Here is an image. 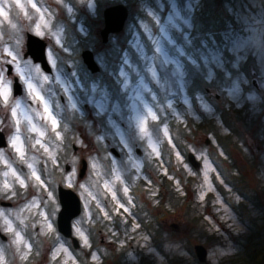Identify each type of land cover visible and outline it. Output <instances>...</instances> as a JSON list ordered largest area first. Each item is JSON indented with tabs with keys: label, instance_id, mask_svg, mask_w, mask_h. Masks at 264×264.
<instances>
[{
	"label": "rangeland",
	"instance_id": "rangeland-1",
	"mask_svg": "<svg viewBox=\"0 0 264 264\" xmlns=\"http://www.w3.org/2000/svg\"><path fill=\"white\" fill-rule=\"evenodd\" d=\"M33 2L47 10L45 21L50 22L55 35L49 40L35 34L39 14L29 0H0V54L17 39L23 40L25 52L27 32L44 39L47 48L57 37L71 48L85 34L88 47L84 50L93 52L100 71L92 74L81 58L76 76L87 87L77 90V109L62 99L59 85L45 86L41 94L58 120L59 138L43 112V103L31 101L25 88L24 97L14 99L8 107L0 97V119L12 124L11 130L5 129L6 137L9 131L15 134L19 121V146L24 154L21 158L9 144L0 153V187L7 180L20 193L12 207H3L0 228L7 217L22 236L19 244L14 236L0 242V264H73L67 254L52 256L61 243L70 249L75 264H264V0H96L94 10L86 7L88 0L83 4L80 0ZM161 3L162 23L184 49L179 57L184 75L176 80L163 69L161 74L169 79L178 106L182 108L187 97L195 108L178 111L176 98L167 92L157 96L149 91L144 101L122 96L114 108L120 113L115 123L98 116L91 100L105 92L119 98V52L128 46L144 8L159 10ZM117 4L127 7L128 18L124 29L103 43V11ZM173 4L183 17L179 21L182 31L168 25L167 14ZM205 15L223 20L215 29L212 25L203 29L200 18ZM42 30L48 32L47 27ZM59 70L62 79L72 78L64 63ZM144 75L149 78L146 72ZM148 83L137 87L143 93ZM148 95L153 99L147 100ZM201 99L210 103V111L200 108ZM15 100L19 108L13 117ZM141 116L147 129L143 137L137 127ZM204 119H211L213 128L199 123ZM33 125L38 131H32ZM39 130L45 132L43 137ZM227 132L232 135L228 155L217 143V136ZM213 133L211 143L206 144ZM81 137L87 138L83 147L79 146L84 145ZM36 140L45 144V152L54 154L52 159ZM111 147L118 150L119 157L110 152ZM188 154L195 156L200 167L191 165ZM83 159L87 170L80 178ZM29 163L34 165L36 180L41 176L48 184L32 187L36 182ZM8 164L25 178V186L11 175ZM67 165L70 169L65 171ZM237 177L238 190L244 195L234 192L232 178ZM69 178L73 180L71 188L67 186ZM84 185L88 186L86 196L81 194ZM58 186L72 189L81 199V214L72 221L78 248L57 228L61 209ZM31 202L38 208L29 207ZM53 205H58L55 215H51ZM46 216H50L55 234L45 232ZM75 223L91 247L74 232ZM196 245L206 249L205 262L198 260Z\"/></svg>",
	"mask_w": 264,
	"mask_h": 264
},
{
	"label": "snow or ice",
	"instance_id": "snow-or-ice-1",
	"mask_svg": "<svg viewBox=\"0 0 264 264\" xmlns=\"http://www.w3.org/2000/svg\"><path fill=\"white\" fill-rule=\"evenodd\" d=\"M80 3L83 4V0H80ZM29 4L32 9H35L39 14V20L35 24V34L38 36H44L49 40L55 35L51 32L50 22L45 21L44 13L47 11L41 9L37 6L33 0H29ZM96 5V0H88L87 8L94 10ZM69 12L73 11L72 7L68 8ZM144 16L136 22V27L131 31L128 39V46L122 48L119 52V64L120 67L116 71V82L119 88L120 96L119 98L113 97L109 92H105L103 96L93 98L91 100V105L94 112L103 118H108L111 122L115 123L120 120V113L114 111V108L120 104V98H131L135 96L138 100H145V93L149 91L156 93L157 96L163 91L167 92L171 97L176 98V93L174 90H170V81L162 77L161 70H165L169 73V77H174L176 80H182L184 75L183 64L179 57L184 55V49L178 45L177 40L175 39L172 32L169 30V27L162 23V13H163V4L161 3L159 10L151 6H146L144 8ZM28 14L26 13V16ZM51 15V14H49ZM183 20L181 12L176 7L175 4L172 5V11L167 14L168 25H171L172 28L181 30V23L179 21ZM187 23V21H184ZM48 28L46 33L42 29ZM87 36L84 34L83 37L76 42V44L68 48L61 44L59 38L57 37L54 43H50L49 47L45 50V57L47 58V65L41 67L40 64L33 61V59L26 57L24 55V42L22 39H17L14 46L9 47L5 46L3 53L0 54V97L3 98V102L6 107L10 106L14 100V89L13 85L16 78H19L21 84L24 85L25 91L27 92L31 101L37 103H43V112L47 114V118L51 121L52 130L55 132L57 138L60 137V132L56 131L58 127V120L52 113L49 112V103L45 100L42 92H45L46 85H59V90H62L63 99L66 98L68 105L72 109H77V90L84 89L87 86L82 84L76 76V68L81 61V56L84 52V49L88 47L85 43ZM59 45V49L56 46ZM175 52V54H172ZM70 53V55H68ZM66 56V59H62ZM205 58H208V54H205ZM64 63L65 67L71 71V79H62L60 75L59 65ZM70 63V67H69ZM147 73L149 77L146 79L144 73ZM53 73V74H49ZM145 81H149L147 87L144 88L142 93L137 85H144ZM95 87V86H93ZM147 100H152L153 97L148 95ZM174 101V100H173ZM183 107L178 106V101L174 106L179 110H186L189 108H195L193 102L187 97L182 101ZM59 104V101H57ZM199 106L202 107L205 112L210 111V103L206 100H199ZM19 108V101L15 100V107L11 108V115L13 117L17 114V109ZM83 115V113H81ZM159 115V113H157ZM148 120L151 119L149 116ZM184 119H187L185 117ZM200 117H197L199 120ZM121 123V121H120ZM122 126V124H121ZM138 131L141 137H143L147 129L145 128V117L141 116L137 121ZM5 129H12L11 123H5L4 120L0 119V135L5 134ZM32 131H38L35 125L32 126ZM20 127L19 121H16L15 134H12L11 131L8 132L7 143L11 148L15 149L17 153L23 158V152L20 148ZM59 133V135H57ZM39 135L43 137L45 132L39 130ZM214 133L208 137V141L211 143V140L214 138ZM99 139L104 140L103 137ZM81 141H84V145L79 143L80 147L87 145V138L81 137ZM173 142L175 143V137H173ZM105 143H110L106 141ZM218 143V141H217ZM35 144L42 147V141L36 140ZM44 153L52 159L53 153L45 152ZM76 144L73 142V150L75 151ZM3 149H0L2 153ZM161 156V155H160ZM162 158V156H161ZM58 157L53 161L57 163ZM7 164L8 162L5 161ZM8 167L11 169V175L19 181L21 186H25V178L17 171L16 168L12 167L11 164H8ZM29 169H33L31 176L36 182L32 187L38 188L41 183L48 184L49 182L45 179H42L40 176L39 180H36V171L34 170L33 164H27ZM200 167V165H199ZM68 169H65L67 171ZM218 171V169H217ZM9 173H5L8 175ZM81 175H83L81 173ZM67 186L71 188L73 186V180L71 178L67 179ZM115 191V190H113ZM88 186H82L81 194L87 195ZM51 195V193H49ZM20 199V193L14 188V186L9 183L7 180L4 181L3 186L0 187V200H7L9 202L18 201ZM29 207L38 208V205L35 203H30ZM58 205H53V211L51 215H55V208ZM0 216H5L3 207L0 206ZM44 230L47 234H55L54 226L51 222L50 216L45 217ZM74 232L78 237L81 238L82 242L85 243V246L91 247L90 241L84 240V233L81 228L77 226V223L74 224ZM14 236L16 243L22 242V236L19 232L15 231L13 228L12 220L5 217V222L2 229H0V242L3 241L4 237ZM58 238V235H57ZM29 249L32 247L31 244L27 246ZM57 253L67 254L72 256L73 264H75V257L70 252L68 247H65L63 243L56 247L52 253V256L55 257Z\"/></svg>",
	"mask_w": 264,
	"mask_h": 264
},
{
	"label": "water",
	"instance_id": "water-1",
	"mask_svg": "<svg viewBox=\"0 0 264 264\" xmlns=\"http://www.w3.org/2000/svg\"><path fill=\"white\" fill-rule=\"evenodd\" d=\"M103 17L104 28L101 30L100 36L102 42L107 43L111 34L120 33L123 30L125 22L128 18V9L122 4L111 6L104 10ZM46 46L47 44L43 39L31 33H27L26 52L24 55L26 57H31L33 61L40 64L41 67L43 65H47V58L45 57ZM82 59L84 64L92 73L99 72L100 68L95 60L92 51L84 50ZM254 84H256V81H254ZM21 93L22 87L18 81V78H16L14 83V96H18ZM206 144H209L208 139L206 140ZM6 146L7 142L5 135H0V148ZM77 150L78 147L76 146L75 152H77ZM111 152L114 155L119 156V153L115 148H112ZM188 160L193 167H199V163L193 154H188ZM81 163L82 167L79 172V177L83 178L87 170V162L83 159ZM66 169L69 170L70 167L67 165ZM81 173L83 175H81ZM58 196L61 204V210L58 213L57 218L58 230L64 237L70 238L73 242L74 247L78 248L79 242L75 237L72 236V220L78 217L81 213L80 198L72 189L64 188L62 186H58ZM0 204L3 207H10L12 205L11 203L3 201ZM3 240H6V237H4ZM195 252L200 262L206 261L207 251L202 245H196Z\"/></svg>",
	"mask_w": 264,
	"mask_h": 264
},
{
	"label": "trees",
	"instance_id": "trees-1",
	"mask_svg": "<svg viewBox=\"0 0 264 264\" xmlns=\"http://www.w3.org/2000/svg\"><path fill=\"white\" fill-rule=\"evenodd\" d=\"M200 20L202 21L201 23H202V27H203V29H209V26L210 25H212V27L215 29V28H217V25L219 24V23H221L222 22V20L223 19H221V18H219L218 20L214 17H212L211 15L210 16H208V15H205V19L204 18H200ZM211 119H204V120H201V121H199V123H201V124H203V125H207V127H209V129L210 128H213V126L211 125ZM229 123V122H228ZM206 127V128H207ZM205 128V129H206ZM231 136L232 135H230V132H227V134H225V135H220V136H217V139H218V143H219V145H220V147H221V149L224 151V153L225 154H227L228 155V153H229V149H230V146H231V144H232V139H231ZM233 170L235 171V169L233 168ZM236 172V171H235ZM233 179V182H234V192L235 193H239L240 195H244V193H242V192H240L239 190H238V184L240 183V180H239V178L237 177V178H232ZM238 185V186H237ZM165 186H166V188L168 189L169 187H171L170 186V184L169 183H167V184H165ZM231 186H233V185H231ZM249 200H251V202L253 203V200H252V198H248ZM255 203V202H254Z\"/></svg>",
	"mask_w": 264,
	"mask_h": 264
},
{
	"label": "flooded vegetation",
	"instance_id": "flooded-vegetation-1",
	"mask_svg": "<svg viewBox=\"0 0 264 264\" xmlns=\"http://www.w3.org/2000/svg\"><path fill=\"white\" fill-rule=\"evenodd\" d=\"M24 95H25V91H24V86H23V84H22V94H20V95H18V96H15L14 99H19V98L21 99V98L24 97ZM5 136H6V134H5ZM6 148H7V147H6ZM6 148H5V149H6ZM5 149H4V150H5Z\"/></svg>",
	"mask_w": 264,
	"mask_h": 264
}]
</instances>
